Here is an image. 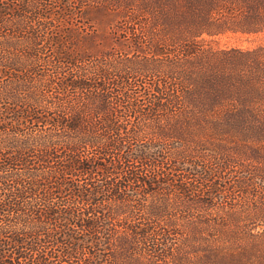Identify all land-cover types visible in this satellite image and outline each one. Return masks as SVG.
<instances>
[{"label": "trees", "instance_id": "trees-1", "mask_svg": "<svg viewBox=\"0 0 264 264\" xmlns=\"http://www.w3.org/2000/svg\"><path fill=\"white\" fill-rule=\"evenodd\" d=\"M51 1L0 0V19H26L34 10L44 18ZM100 2L120 12L128 20L126 22L140 28H145L144 25L147 29L157 28V31H120L123 27L119 25L115 28H119L118 31L111 32L113 43L120 49L109 47L95 56L72 45L53 51L48 62L52 67L48 71L51 76L61 78L53 87L56 111L51 117L45 114L34 117L42 123V129L40 140L36 139L32 146L38 148L40 156H58L60 161L50 171L49 183L41 184L48 193L39 199H51L52 190L64 186L77 199L76 203L95 205L92 196L97 192L94 189L89 191L67 181V177L77 173V176L89 178H93L94 173L119 178L114 183L107 182L106 186L99 185L109 194L108 198L121 203L113 209L115 214L128 206L131 195L122 194L133 183L149 187L157 183L168 184L171 179L173 188L177 187L182 195H186L188 189L180 182L187 173L205 179L207 194L218 191L211 181L217 173L224 172L225 163L214 170L210 167L214 159H208L211 164L204 168L189 159L204 158L201 151L210 149L214 139H219L221 146H224L223 141L228 144L244 141L231 136L232 133H240L246 139L252 135L254 139H264L261 137V130H264V48L251 51L220 49L212 47L203 36L213 37L225 32L222 30L233 29L242 33L264 31V0ZM234 8L240 9L239 16ZM222 12L227 14L224 18L215 17ZM23 26L18 24L11 28ZM34 52L36 54L30 55L33 64L42 65L43 59ZM41 72L45 75L44 69ZM141 96H146L144 102L138 98ZM25 111L30 113V110ZM141 137L147 144L130 143ZM22 147L7 159V165L19 160L24 149L30 146L22 144ZM167 159L173 161L170 172H156L154 169L160 168ZM42 180L46 181L45 178ZM6 181V176L0 175V189L7 190ZM37 183H28V191L12 187L7 192L15 199L30 192L35 194ZM159 190L162 188L155 191ZM162 206L151 207L147 214L152 217L168 215L169 205L164 203ZM5 209L16 215L20 212L19 206ZM139 209H143L140 204L135 207V210ZM65 211L64 220L73 226L86 231L97 228L98 221L87 219L83 212L73 207ZM18 219L17 223L22 225L16 228L6 227L0 221V264H12L16 258L26 260L25 250L37 253L41 236H52L45 226L27 224L20 216ZM46 224L53 225L50 219ZM69 244L62 243L66 249L62 251L63 255L73 256L79 252L80 244ZM82 250L86 249L83 247ZM5 257L11 260L5 261Z\"/></svg>", "mask_w": 264, "mask_h": 264}, {"label": "rangeland", "instance_id": "rangeland-1", "mask_svg": "<svg viewBox=\"0 0 264 264\" xmlns=\"http://www.w3.org/2000/svg\"><path fill=\"white\" fill-rule=\"evenodd\" d=\"M51 3L44 18L34 10L26 19H0V155H3L0 156V175L8 179L4 182L7 190L21 187L28 191V183L38 182L35 194L30 192L16 199L9 197L7 190L0 189V221L6 227L16 228L22 225L17 223L20 216L27 224L45 226L52 235L50 238L42 235L37 253L25 250L26 260L16 258L12 264H264V139H254L253 135L246 139L240 133H232L231 136L244 141L230 144L223 141L224 146L220 145L219 139H214L210 149L201 151L204 158L189 159L203 168L210 166L208 159H214L210 166L214 170L225 163L224 172L217 173L211 181L218 189L212 194H207L206 181L201 175L195 177L187 173L180 182L188 189L186 195H182L177 187L173 188L171 179L168 184L157 183L149 187L133 183L122 194L131 195L128 206H121L122 212L118 210L115 214L113 209L116 210L121 203L108 198L109 194L99 185L106 186L107 182L114 183L119 178L95 173L89 178L77 176V173L67 177V181L89 191L94 189L97 192L92 196L95 205L76 203L77 199L64 186L53 189L51 199H39L48 193L41 184L49 183L50 171L60 161L58 156H40L38 148L32 146L36 139L40 140L42 129V123L34 117L39 114L51 117L56 111L53 87L61 78L51 76L48 71L52 67L48 62L53 51L72 45L95 56L109 47L118 48L117 43H113L111 31H118L119 28H115L119 25L123 27L120 31H157V28L147 29L146 25L140 28L126 22L128 20L120 12L100 0H52ZM233 11L239 16V8ZM221 14L215 17L222 19L227 15L226 12ZM229 18L233 19L231 15ZM14 24L24 26L11 28ZM222 31L225 32L203 37L212 47L220 49L251 51L264 48V31ZM33 50L40 55V60L43 59L42 65L33 64L30 57L36 54ZM32 71L36 72L35 76ZM145 97L138 98L144 102ZM25 109L30 113L27 114ZM262 136L264 130H261ZM141 138L130 143L147 144L146 139ZM9 143L10 146L5 147ZM22 144L30 147L24 149L19 160L7 165V159L23 148ZM228 158L230 162L225 161ZM53 160L57 162L52 163ZM131 165L137 166L136 163ZM172 168L173 161L167 159L154 170L168 173ZM174 176L177 175L174 173ZM159 188L162 190L155 191ZM56 191L59 193H54ZM9 198H12L13 205ZM164 203L169 205L168 215L152 217L147 214L151 207H163ZM138 204L142 205V210H135ZM48 205L51 206L50 216ZM18 206V216L5 209ZM71 207L83 212L87 219L98 221L97 228L86 231L64 220L65 210ZM87 210L90 213L87 214ZM49 219L53 225H44ZM61 242L70 243L69 246L80 244L81 247L75 255L67 256L63 255L62 251L66 249ZM83 247L86 250H82ZM5 258V261L11 260Z\"/></svg>", "mask_w": 264, "mask_h": 264}]
</instances>
